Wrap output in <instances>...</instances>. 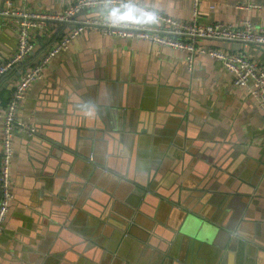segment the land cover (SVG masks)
<instances>
[{"label": "crops", "instance_id": "0c3cea01", "mask_svg": "<svg viewBox=\"0 0 264 264\" xmlns=\"http://www.w3.org/2000/svg\"><path fill=\"white\" fill-rule=\"evenodd\" d=\"M4 0H0V4ZM73 0H15L60 11ZM184 20L194 0H143ZM260 3L261 8L247 4ZM102 15L154 24L128 8ZM264 27V0H201L199 21ZM69 30L37 31L21 69ZM0 16V63L17 47ZM242 49L264 68V46ZM91 29L52 58L19 102L0 264H264V115L224 64ZM19 70L0 79L3 116ZM233 230L231 232L230 230Z\"/></svg>", "mask_w": 264, "mask_h": 264}, {"label": "built area", "instance_id": "2783aa9c", "mask_svg": "<svg viewBox=\"0 0 264 264\" xmlns=\"http://www.w3.org/2000/svg\"><path fill=\"white\" fill-rule=\"evenodd\" d=\"M261 8L260 3H251L245 7ZM105 7L128 8L144 18L154 21L147 24L141 21H128L109 18L102 15L80 17L84 11H95ZM201 0H194L193 17L184 20L166 14L147 5L143 0H73L60 11H39L22 8L15 0H4L0 4V16L11 17L16 23L17 47L15 52L0 63V79L10 71L19 70L18 83L11 91L3 116V128L0 136V232L5 227L11 201L15 198L12 189V160L15 152L14 137L17 126L34 133L33 123H24L18 118L19 102L26 95L28 88L35 81L43 78L45 69L54 56L70 48L76 37L91 29L105 35L121 38H139L151 42L184 49L188 52L189 67L195 59L208 54L220 60L233 74L237 86H245L257 101L264 115V68L242 49L225 50L205 43L210 41H237L242 44H259L264 46V27L255 26L245 20L240 25L225 21L203 23L199 21ZM54 24L69 27L45 52L40 60L21 69V64L35 50L34 34Z\"/></svg>", "mask_w": 264, "mask_h": 264}, {"label": "water", "instance_id": "95a60500", "mask_svg": "<svg viewBox=\"0 0 264 264\" xmlns=\"http://www.w3.org/2000/svg\"><path fill=\"white\" fill-rule=\"evenodd\" d=\"M0 197H1V185H0ZM230 231H231V232H233V230H232V229H231Z\"/></svg>", "mask_w": 264, "mask_h": 264}, {"label": "trees", "instance_id": "16d2710c", "mask_svg": "<svg viewBox=\"0 0 264 264\" xmlns=\"http://www.w3.org/2000/svg\"><path fill=\"white\" fill-rule=\"evenodd\" d=\"M66 26V25H65Z\"/></svg>", "mask_w": 264, "mask_h": 264}]
</instances>
